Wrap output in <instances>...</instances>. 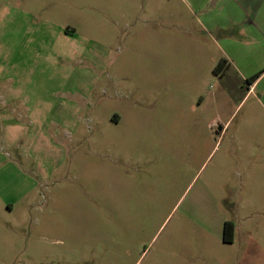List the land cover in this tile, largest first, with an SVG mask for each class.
I'll list each match as a JSON object with an SVG mask.
<instances>
[{"label": "rangeland", "instance_id": "rangeland-1", "mask_svg": "<svg viewBox=\"0 0 264 264\" xmlns=\"http://www.w3.org/2000/svg\"><path fill=\"white\" fill-rule=\"evenodd\" d=\"M194 5L0 0V264H264L217 125L246 86L197 22L233 6Z\"/></svg>", "mask_w": 264, "mask_h": 264}, {"label": "crops", "instance_id": "crops-1", "mask_svg": "<svg viewBox=\"0 0 264 264\" xmlns=\"http://www.w3.org/2000/svg\"><path fill=\"white\" fill-rule=\"evenodd\" d=\"M193 1L201 13L200 8L210 0ZM225 1L233 6L232 10L203 11L197 18L203 32L217 47L218 63H223L216 76L228 80L232 75L246 86V94L233 114L227 120H218V131L224 138L233 126L229 138L234 152V193L264 194V131L256 128L261 132H251L256 127L251 122L255 105L264 112V0H221ZM249 99L252 105L235 121L241 110L236 112L237 108Z\"/></svg>", "mask_w": 264, "mask_h": 264}, {"label": "trees", "instance_id": "trees-1", "mask_svg": "<svg viewBox=\"0 0 264 264\" xmlns=\"http://www.w3.org/2000/svg\"><path fill=\"white\" fill-rule=\"evenodd\" d=\"M223 63H218L215 72L221 68ZM233 237H234V226L232 222L230 221H225L223 224V230H222V241L224 243H232L233 242Z\"/></svg>", "mask_w": 264, "mask_h": 264}]
</instances>
